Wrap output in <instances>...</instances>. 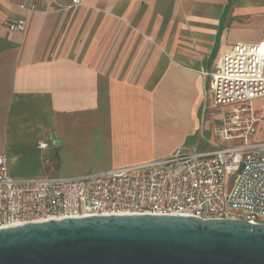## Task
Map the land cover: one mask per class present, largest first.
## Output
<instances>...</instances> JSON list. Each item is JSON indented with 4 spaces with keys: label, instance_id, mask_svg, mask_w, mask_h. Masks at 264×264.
<instances>
[{
    "label": "crops",
    "instance_id": "crops-1",
    "mask_svg": "<svg viewBox=\"0 0 264 264\" xmlns=\"http://www.w3.org/2000/svg\"><path fill=\"white\" fill-rule=\"evenodd\" d=\"M79 1L0 0L11 175L78 177L166 158L191 138L196 150L220 143L214 127L236 106L213 104L210 73L233 46L264 40V0ZM24 19L26 32L5 25Z\"/></svg>",
    "mask_w": 264,
    "mask_h": 264
},
{
    "label": "built area",
    "instance_id": "built-area-1",
    "mask_svg": "<svg viewBox=\"0 0 264 264\" xmlns=\"http://www.w3.org/2000/svg\"><path fill=\"white\" fill-rule=\"evenodd\" d=\"M79 0L73 5L80 6ZM22 9L34 10L26 3ZM26 32V19L6 21ZM215 106H236L214 127L213 148L179 147L166 158L78 177L15 179L0 155V230L54 219L179 215L264 224V141L253 101L264 98V40L232 47L210 73ZM42 144V148H46ZM231 189L227 191L228 181Z\"/></svg>",
    "mask_w": 264,
    "mask_h": 264
},
{
    "label": "water",
    "instance_id": "water-1",
    "mask_svg": "<svg viewBox=\"0 0 264 264\" xmlns=\"http://www.w3.org/2000/svg\"><path fill=\"white\" fill-rule=\"evenodd\" d=\"M0 264H264V224L179 215L34 222L0 230Z\"/></svg>",
    "mask_w": 264,
    "mask_h": 264
},
{
    "label": "rangeland",
    "instance_id": "rangeland-1",
    "mask_svg": "<svg viewBox=\"0 0 264 264\" xmlns=\"http://www.w3.org/2000/svg\"><path fill=\"white\" fill-rule=\"evenodd\" d=\"M255 106H256V107H262V106H264V99H263V100H258V101H256V102H255ZM205 137H206V138L210 137V132H206ZM260 140H264V127H263V129H262V133H261V135H259V136H257V137H254V141H255V142H258V141H260ZM193 141H194V140L191 138V139L189 140L188 144H186V147H187V146H192V145H194ZM56 177H68V176L56 175ZM231 185H232V184H231V182H230V180H229V181H228V184H227V191H229V190L231 189Z\"/></svg>",
    "mask_w": 264,
    "mask_h": 264
}]
</instances>
